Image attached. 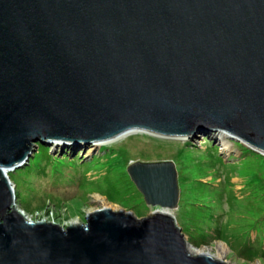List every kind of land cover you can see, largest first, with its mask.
I'll return each instance as SVG.
<instances>
[{
    "label": "water",
    "instance_id": "95a60500",
    "mask_svg": "<svg viewBox=\"0 0 264 264\" xmlns=\"http://www.w3.org/2000/svg\"><path fill=\"white\" fill-rule=\"evenodd\" d=\"M132 130L264 154V0H0V264H227L193 254L171 214L100 208L62 227L17 208L8 173L36 143ZM126 171L146 204L177 206L173 162Z\"/></svg>",
    "mask_w": 264,
    "mask_h": 264
},
{
    "label": "rangeland",
    "instance_id": "374dc122",
    "mask_svg": "<svg viewBox=\"0 0 264 264\" xmlns=\"http://www.w3.org/2000/svg\"><path fill=\"white\" fill-rule=\"evenodd\" d=\"M98 147H36L25 166L8 173L18 208L31 220L62 227L84 223L100 208L136 218L169 211L191 249L227 264H264V154L216 132L128 133ZM135 161L174 163V209L144 202L126 171Z\"/></svg>",
    "mask_w": 264,
    "mask_h": 264
},
{
    "label": "bare ground",
    "instance_id": "6f19581e",
    "mask_svg": "<svg viewBox=\"0 0 264 264\" xmlns=\"http://www.w3.org/2000/svg\"><path fill=\"white\" fill-rule=\"evenodd\" d=\"M137 132H140V133H143V134H148V135H152V136H157L158 137V135H155V134H152V133H150V132H147V131H143V130H132V131H128V132H125L124 134H122V135H120V136H118L119 138H121L122 136H124V135H126V134H128V133H137ZM162 137V136H161ZM117 138V137H116ZM116 138H114V139H111L110 141H114V140H116ZM179 138H185V137H179ZM109 141V142H110ZM108 143V142H107ZM101 146V145H100ZM92 147V149L94 148L95 149V147H98V146H91ZM99 148V147H98ZM16 206H17V208H18V205L16 204ZM20 209V208H19ZM166 209H168V208H166ZM23 212V211H22ZM154 212H158V213H164V214H171L169 211H164V210H155ZM24 213V212H23ZM25 215V214H24ZM26 216V215H25ZM27 217V216H26ZM29 218V217H28ZM29 219H31V218H29ZM71 224H77L76 222H74V223H71ZM224 246V245H223ZM189 247V246H188ZM189 250H191V252H197L198 254H200V253H205L203 250L202 251H198V250H193V249H191L190 247H189ZM219 250L222 252L223 251V247H219ZM224 253V252H223ZM217 257V256H216ZM215 257V258H216ZM216 259H218V257L216 258Z\"/></svg>",
    "mask_w": 264,
    "mask_h": 264
},
{
    "label": "trees",
    "instance_id": "16d2710c",
    "mask_svg": "<svg viewBox=\"0 0 264 264\" xmlns=\"http://www.w3.org/2000/svg\"><path fill=\"white\" fill-rule=\"evenodd\" d=\"M37 148H38V149H40V148H42V149H43V148H44V145H43V144H41V143H37Z\"/></svg>",
    "mask_w": 264,
    "mask_h": 264
}]
</instances>
